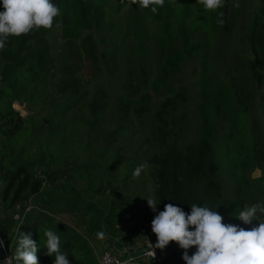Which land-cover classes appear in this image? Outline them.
<instances>
[{
	"label": "rangeland",
	"instance_id": "obj_1",
	"mask_svg": "<svg viewBox=\"0 0 264 264\" xmlns=\"http://www.w3.org/2000/svg\"><path fill=\"white\" fill-rule=\"evenodd\" d=\"M88 1L93 19L97 3ZM181 1L185 0H175L173 7L177 9ZM71 3L67 0L66 5ZM98 3H103L102 18L91 28L84 29L77 11L69 8L68 19L62 15L43 39L33 42L28 65H35L33 78L45 83L39 93L26 99L19 92L27 85H15V95L25 100L13 103L21 115L27 117L31 107L41 113L38 130L26 141L20 160L45 182L39 195L27 194L17 204L20 209L6 211L0 203V231L13 242V255L19 231L30 232L38 243L50 229L70 239L68 246L60 240L66 254L80 235L97 260L113 249L133 252L135 263L149 264L142 254L150 238L141 228L133 230L136 222L125 208L154 199L152 177L166 143L187 145L201 138L208 86L212 91L221 84L228 86L232 106L247 107L250 129L264 135V14L256 12L264 0H223L215 10H204L199 0L192 1L184 24L174 23L171 48L188 52L199 44L201 49L187 53L161 86L155 82L163 69L164 19L133 0ZM217 10L223 14L222 25L217 23ZM139 36L148 39L147 55L136 50ZM33 99H40V105ZM95 101L99 106L94 109ZM144 106L148 111L135 112V107ZM217 121H223L220 112ZM226 126L225 121L221 133ZM139 166L140 174L134 176ZM249 175L264 202V166H255ZM25 205L35 208L25 211ZM100 232L102 238L97 236ZM164 249L156 248L162 260ZM195 250L190 247L188 254ZM44 252L37 249L38 264H53Z\"/></svg>",
	"mask_w": 264,
	"mask_h": 264
},
{
	"label": "trees",
	"instance_id": "obj_2",
	"mask_svg": "<svg viewBox=\"0 0 264 264\" xmlns=\"http://www.w3.org/2000/svg\"><path fill=\"white\" fill-rule=\"evenodd\" d=\"M94 1L97 3V8L96 16L92 19L88 15V0H71L70 7L66 5L67 0H52L60 10L53 19L52 27L58 23L62 15L68 19L67 10L71 8L78 13V23L80 22L84 29L91 28L92 23L102 18L103 3H98L100 0ZM174 1L164 0L163 7H158L156 12L164 19L160 31L164 60L161 77L155 82L157 86L167 84L187 53L193 54L201 49L199 44L192 45L188 52L171 48L170 40L175 35L174 23L179 21L182 25L184 24L183 22L190 15L191 2L194 0L181 1L177 9L173 7ZM147 9L151 10V7ZM258 10L264 14V3L256 9V12ZM215 15L218 20H221L223 14L217 10ZM209 16L210 13H207L206 21H209ZM51 28L32 30L19 37L10 36L5 47L0 49V203L6 211L15 208L27 194L39 195L45 182L20 160V156L26 149V141L38 130L37 118L41 116V113L35 107H31L30 114L24 117L13 103L25 101L15 95L16 84L27 85L22 92H19L20 95L25 94L26 99L28 94L39 93L40 87L45 84L33 78L35 65H28V57L31 54L33 42L43 39ZM70 28L71 26L67 27V29ZM136 50L141 55L149 53L146 37H138ZM257 77L262 83L261 73H257ZM34 100H38L40 105V99ZM232 100V91L228 86L221 84L215 91L208 86V96L203 104L204 124L201 138L187 145L180 144L178 141L164 145L165 150L156 160L158 168L152 177L155 185L154 200L160 201L157 205L158 210H163L166 203H173L186 213L190 212V206L193 203L207 205L212 209L217 207L225 223L240 224L245 228L248 226L243 225L233 214L238 212L244 204L261 202L257 184L249 174L255 166H264V135L250 129L248 108L232 106ZM91 106L95 109L99 104L95 101ZM130 108L131 105L124 110L128 111ZM215 108H218V111ZM134 110L140 114L148 111V108L135 107ZM218 112L222 114L221 123L217 121ZM158 117L164 119L161 111L158 112ZM225 121L227 126L221 133L222 124ZM254 126L257 127L255 120H253ZM260 131L263 132V130ZM160 132H163L162 129ZM125 210L130 212L136 222L133 230L141 228L155 245L156 236L152 233L150 226L155 213L145 203L128 204ZM59 237L66 246L69 245L70 239L66 234L61 233ZM45 239L41 234L36 243L37 249L43 248ZM76 241H78L76 245L68 247L70 252L67 253V257L70 262L98 264V260L91 254L90 246L82 241L80 235L76 236ZM60 250L64 252L63 249ZM158 250L162 249L158 248ZM164 250L165 255L161 264H185L181 259L182 250L176 242L170 241ZM48 259L52 262L51 257ZM14 264H16L15 260Z\"/></svg>",
	"mask_w": 264,
	"mask_h": 264
},
{
	"label": "clouds",
	"instance_id": "obj_3",
	"mask_svg": "<svg viewBox=\"0 0 264 264\" xmlns=\"http://www.w3.org/2000/svg\"><path fill=\"white\" fill-rule=\"evenodd\" d=\"M141 8L151 7L156 13L163 7L164 0H133ZM204 10H215L223 5V0H199ZM58 6L52 0H0V49L5 47L10 36L19 37L32 30L49 29L53 19L59 14ZM223 24V20H218ZM142 166L134 170L133 175L140 174ZM147 205L153 213L151 231L156 236L155 248L164 249L169 242H176L183 249L181 259L185 264H264V202L244 204L233 215L240 224L225 223L217 207L207 205L190 206V212L181 207L166 203L163 210H158L160 203L147 197ZM257 223H253V222ZM46 238L44 254L52 258L53 264H71L67 254L60 250V237L50 229L43 233ZM103 233H97L103 237ZM32 234L19 231L14 255L0 261V264H38L37 244ZM4 241L0 240V247ZM195 246L190 256L188 250ZM150 255H154L152 253Z\"/></svg>",
	"mask_w": 264,
	"mask_h": 264
},
{
	"label": "built area",
	"instance_id": "obj_4",
	"mask_svg": "<svg viewBox=\"0 0 264 264\" xmlns=\"http://www.w3.org/2000/svg\"><path fill=\"white\" fill-rule=\"evenodd\" d=\"M32 205H25V211H32L33 210ZM15 210L20 209V206H15ZM18 228H13L14 235L17 234L19 225H16ZM15 226V227H16ZM0 240L4 241V245L0 247V261L5 260L6 258L11 256V253L13 254V242L6 239V233L3 231H0ZM152 250L154 252V255H150L152 253ZM143 260L146 261L149 264H154V262L161 261V257L159 253L156 251V248L153 245V242L151 240H148L146 242V248L143 251ZM136 255L133 252H127L126 254H120L114 251L113 249H107L104 251V253L101 255V258L98 259V264H139V262L135 263ZM11 264H14V260L11 261Z\"/></svg>",
	"mask_w": 264,
	"mask_h": 264
},
{
	"label": "crops",
	"instance_id": "obj_5",
	"mask_svg": "<svg viewBox=\"0 0 264 264\" xmlns=\"http://www.w3.org/2000/svg\"><path fill=\"white\" fill-rule=\"evenodd\" d=\"M13 209H14V208H13ZM13 209H12V210H13ZM9 211H10V210H9ZM12 212H13V211H12Z\"/></svg>",
	"mask_w": 264,
	"mask_h": 264
}]
</instances>
